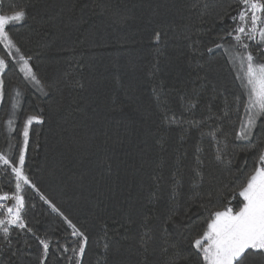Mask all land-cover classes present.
<instances>
[{
	"label": "trees",
	"instance_id": "obj_1",
	"mask_svg": "<svg viewBox=\"0 0 264 264\" xmlns=\"http://www.w3.org/2000/svg\"><path fill=\"white\" fill-rule=\"evenodd\" d=\"M18 7L26 19L7 30L20 52L0 43V153L16 162L27 117L43 120L29 128L24 170L39 193L23 185L26 222L75 247L43 194L89 236L82 264H204L194 238L210 211L242 207L239 185L264 153V117L238 138L246 50L226 33L240 0H0L4 13ZM14 191L0 163V195ZM41 249L31 233L0 232V264H40ZM49 251L44 264L76 259Z\"/></svg>",
	"mask_w": 264,
	"mask_h": 264
},
{
	"label": "snow or ice",
	"instance_id": "obj_2",
	"mask_svg": "<svg viewBox=\"0 0 264 264\" xmlns=\"http://www.w3.org/2000/svg\"><path fill=\"white\" fill-rule=\"evenodd\" d=\"M242 10L236 16L231 17L239 23L226 33V36L232 37L236 44L246 50V55L241 58L240 67L243 70L241 79L246 81L248 88L247 115L245 124L241 125L238 138L248 139L256 125L259 117H264V61H257L251 51H247L249 44L243 39L255 41L260 45V51L264 52V0H240ZM26 19V11L23 8L10 10L9 13L0 11V43L9 50L15 48L16 53L20 49L16 47L11 39L10 32L7 30L11 24L22 22ZM257 36L259 39H257ZM225 37L221 36L223 40ZM158 39V37H157ZM216 47L224 48V45L217 42ZM212 51L211 48L208 49ZM228 51L227 48L224 49ZM23 65L20 71L40 84L33 69L29 65V60L23 55L20 56ZM8 63L4 58H0V103L5 97V70ZM42 124L43 120L36 115L27 117L22 128L23 150L18 155L16 162L10 161L7 157L0 154V162L11 167L15 174V191L13 194L0 195V201H14V206L6 207L5 218L0 219V232H3L5 238L10 237L13 230L18 229L21 233H31L32 236L42 246L39 256L40 264H44L49 259L50 247L53 254L72 252V257H63L65 264H82L85 258L86 248L89 245V236L81 230L68 216H66L51 200L40 194V199L44 200L51 208V211L57 213L63 218L70 229L69 235L75 237L73 242L75 247L69 248L60 244L58 239L48 237L45 233L44 238L38 235L32 227L26 222L23 215L25 212V198L22 194L23 185H28L39 193V189L25 174V153L29 143V128L33 124ZM11 123V122H9ZM260 166H254L251 174L239 185L238 196L243 198L242 207L238 211H233L232 207L220 205L216 210L209 212V221L207 228L201 234L194 238V247L203 254L204 264H245L250 257H264V153L258 155ZM236 196H233L235 199ZM223 210H220V209ZM0 209H5L4 204H0ZM4 215V212H0ZM10 242V241H9Z\"/></svg>",
	"mask_w": 264,
	"mask_h": 264
},
{
	"label": "rangeland",
	"instance_id": "obj_3",
	"mask_svg": "<svg viewBox=\"0 0 264 264\" xmlns=\"http://www.w3.org/2000/svg\"><path fill=\"white\" fill-rule=\"evenodd\" d=\"M257 39H259L258 36H257ZM13 50H14V48L11 49V54H13V56H14V53H12ZM238 57H239V59L242 58L241 56H238ZM17 60H18V61H21L19 58H17ZM22 65H23V64H22ZM5 71H6V70H5ZM1 104H2V103H0V108H1ZM0 154L4 155L5 157H7V158L9 159L8 154H3V153H0ZM0 163H2V162H0ZM2 164H3V163H2ZM0 204H4V205H5V209H0V212H4V215H0V219H2V218H5V215H6V207H12V206H14V201H12V200H8V201H0Z\"/></svg>",
	"mask_w": 264,
	"mask_h": 264
}]
</instances>
